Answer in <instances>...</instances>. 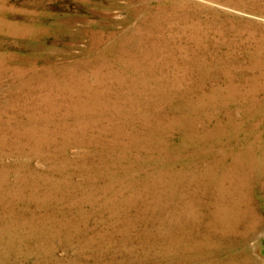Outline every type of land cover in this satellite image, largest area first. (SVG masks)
Returning <instances> with one entry per match:
<instances>
[{"label": "rangeland", "instance_id": "1", "mask_svg": "<svg viewBox=\"0 0 264 264\" xmlns=\"http://www.w3.org/2000/svg\"><path fill=\"white\" fill-rule=\"evenodd\" d=\"M0 264H264V0H0Z\"/></svg>", "mask_w": 264, "mask_h": 264}]
</instances>
